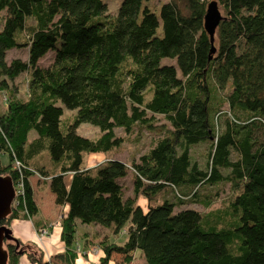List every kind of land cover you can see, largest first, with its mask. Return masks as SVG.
Listing matches in <instances>:
<instances>
[{
	"label": "trees",
	"instance_id": "16d2710c",
	"mask_svg": "<svg viewBox=\"0 0 264 264\" xmlns=\"http://www.w3.org/2000/svg\"><path fill=\"white\" fill-rule=\"evenodd\" d=\"M148 1L123 0L111 15L103 0H0V74L29 73L28 97L0 113V153L9 159L0 160V173L21 185L0 225L38 212L34 168L63 210L65 250L52 255L56 264L77 259V220L126 233L100 242L96 264L112 252L129 264L136 249L145 264H264V0H217L223 18L214 52L204 28L211 0H167L159 14ZM15 48L28 49L26 60H6ZM49 50L53 61L40 65ZM64 107L76 109L71 120L62 118ZM84 122L101 134L77 133ZM143 130L159 136L137 159L84 165L86 153L118 150ZM202 143L203 164L191 151ZM43 150L57 170L35 165ZM130 173L134 195L125 197L120 179ZM195 203L209 210L183 208ZM3 247L5 264L24 253L48 264L38 246L16 236Z\"/></svg>",
	"mask_w": 264,
	"mask_h": 264
},
{
	"label": "rangeland",
	"instance_id": "374dc122",
	"mask_svg": "<svg viewBox=\"0 0 264 264\" xmlns=\"http://www.w3.org/2000/svg\"><path fill=\"white\" fill-rule=\"evenodd\" d=\"M103 1H105L107 4L106 12L110 13L111 15H116L118 13L117 10L123 0H103ZM164 2H167V0H149L148 5L151 8V10L159 14L160 12L159 8L161 4ZM27 56H28L27 48H15V49H10L7 51L6 60H8L9 62L11 61L12 58H15V57H20L21 59L26 60ZM53 56H54V51L49 50L45 56L41 57V59L39 60V64L42 66H48V64L53 61L54 59ZM161 62L165 64H169L171 62L173 63L174 60L170 57L169 58L165 57V58H162ZM28 78H29V73H25V72H22L16 75L14 79H10L6 75L4 76L0 74V80L5 79L7 82L5 86H3L0 83V113L6 110L7 105H8L7 103L9 100L13 98H17V97L25 98V99L28 97L29 95ZM229 89L230 88H228V90ZM224 109H226V107H224ZM75 113H76V109L70 110L64 107V114L62 118H64V120L66 121L69 119L71 120ZM76 131L77 133L83 136H88L91 138H96V136H99L101 134L99 127L97 125L91 124L90 122L81 123L76 128ZM115 132H117L118 134H126L123 128H117ZM138 134H139L138 136H136V133L133 134V136H131L132 140L131 139L126 140L124 144L120 148H118V150L109 149L104 152H97L96 154L86 153L84 165L87 167H95L98 163L104 161L109 156H112L117 159H121L127 163H130V161L133 158L137 159L142 152H145L151 147V145L154 143V140L159 136L158 133H155L152 131L148 132L146 130H143L141 134L140 132ZM28 136L30 140V139L35 138L37 136V133L34 129H32L29 131ZM206 147H207V144H203V143L196 144L191 150L194 158L197 159V161H199L201 164L205 162L204 160L206 157L205 156ZM41 155H42V159L36 160L34 162L35 165L37 166L44 165L50 168L52 172L57 170L58 166H56L53 163L52 159L48 155L47 150H43ZM92 157H95V158H92ZM0 160L2 164H7L9 161V159H7V156L2 153H0ZM12 166L15 169H17V171H20V168H22L21 162H18L16 160L13 161ZM32 170L34 171V174L31 176L30 180L33 183L34 191L36 193L35 197L38 202L37 204H39L38 209L40 211H38L35 215H33V217H28L26 214L22 215L23 214L22 213L21 214L22 216H20L19 218L26 217L27 219H29L30 224H32L34 227V232H35V235L37 236V240L40 242L39 245L35 243L34 244L42 250L43 256L45 257V259H47L48 264H56L57 262L59 263L60 261L55 260L54 257L52 256L53 254L47 252L45 240L48 236L51 235L50 233H51L52 228L61 226V223H62L61 217L63 214V210L62 208L61 209L57 208L55 201H54V195L49 188V183L47 182V179H45L43 175L41 176L36 169L33 168ZM133 181H134V176L131 173L127 177L120 179V182L122 183L124 187L125 197H131L134 195L133 186H132ZM17 187L20 190L19 182L17 183ZM227 192H228V186H226L224 190L220 192L219 196H217V200L214 203L215 206H220V202L222 199L226 197V195L228 194ZM16 197L13 198L11 202L12 204H18V202L15 199ZM148 202L149 200L144 195H138L136 198V203L141 205L142 208L147 209ZM154 202L155 201H153V203ZM187 207H193V208L196 207L197 209L200 208L202 211L209 210V209L202 207V205H200L199 203L183 205V208H187ZM44 217L47 218L44 225L38 226L35 224L36 219H41V218L43 219ZM48 218H50L51 220L48 221ZM77 222H78V225H77L76 232H75L76 233L75 239L72 243L73 248L76 249L77 251V254H78L77 257H79V255H83L88 258L89 257L93 258V256H95L96 262L90 260V264L98 263L100 261L101 256L104 255L103 250L101 249V243H100L103 239L105 238L108 239L110 237V239H108L109 241L111 240L112 241H116V240L122 241V238L124 237L123 234H126L125 231L123 230L120 234H117L114 231L112 230L110 231L108 228L103 227L101 225L99 226L95 223L86 224V223L80 222L79 220H77ZM42 233L45 235H42ZM86 238L89 241L86 242L85 241ZM81 244L83 245V247L81 246ZM64 250H60V251H64ZM141 253L142 252H140V249H136L134 251V259L129 264H145L146 257L142 256ZM75 261L73 264H75ZM106 264H127V263H125L124 255L117 253V252H112V256Z\"/></svg>",
	"mask_w": 264,
	"mask_h": 264
},
{
	"label": "water",
	"instance_id": "95a60500",
	"mask_svg": "<svg viewBox=\"0 0 264 264\" xmlns=\"http://www.w3.org/2000/svg\"><path fill=\"white\" fill-rule=\"evenodd\" d=\"M204 28L207 30L212 43L211 51L214 52V37L216 33V27L223 18L220 6H218L217 0H211L207 4V10L204 15ZM15 197L14 183L10 176L2 175L0 173V220L8 215L11 211L12 200ZM15 237L12 234V230L6 226L0 225V264H5L7 260V252L3 247L5 239H11Z\"/></svg>",
	"mask_w": 264,
	"mask_h": 264
},
{
	"label": "crops",
	"instance_id": "0c3cea01",
	"mask_svg": "<svg viewBox=\"0 0 264 264\" xmlns=\"http://www.w3.org/2000/svg\"><path fill=\"white\" fill-rule=\"evenodd\" d=\"M92 158H95V157H92ZM32 185H33V183H32ZM33 191H34V187H33ZM35 194L36 193L34 191V199H35V202H37ZM55 204H56L58 209L62 208L56 202H55ZM38 211H40V210L38 209ZM46 220H47L46 217H44L43 219L42 218L41 219H36L35 220V224L38 225V226L39 225H44ZM50 220L51 219L48 218V221H50ZM10 225H11L10 229L12 230L13 235H15L21 242H24V243H27V244H34V243L38 244V245L40 244V242L37 240V236L35 235L33 225L30 224L29 219H27L26 217L15 218V219H13L11 221ZM50 234L51 235L48 236L46 238V240H45V245L47 247V252L55 254L57 251L64 250L65 244H63V242L61 240L60 226L56 227V228H52ZM108 239H110V237ZM85 241L87 242L89 240L86 238ZM81 246L83 247L82 244H81ZM93 258L92 257L88 258V257H85L83 255H79V257H77V259L75 261V264H90V260L96 262V257L93 256ZM18 264H37V263H33L30 260V258L26 254H24V255L20 256V260H19Z\"/></svg>",
	"mask_w": 264,
	"mask_h": 264
},
{
	"label": "built area",
	"instance_id": "2783aa9c",
	"mask_svg": "<svg viewBox=\"0 0 264 264\" xmlns=\"http://www.w3.org/2000/svg\"><path fill=\"white\" fill-rule=\"evenodd\" d=\"M19 186H21V185L19 184ZM20 188H21V187H20ZM20 190H21V189H20ZM20 190L18 189V187H16V189L14 188V191H15V197L21 194V191H20ZM42 235H45V234L42 233Z\"/></svg>",
	"mask_w": 264,
	"mask_h": 264
}]
</instances>
